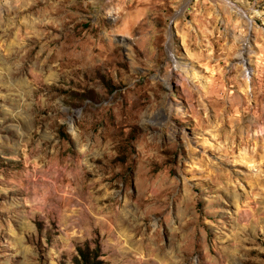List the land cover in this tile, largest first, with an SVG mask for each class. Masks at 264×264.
I'll return each mask as SVG.
<instances>
[{
	"label": "rangeland",
	"instance_id": "374dc122",
	"mask_svg": "<svg viewBox=\"0 0 264 264\" xmlns=\"http://www.w3.org/2000/svg\"><path fill=\"white\" fill-rule=\"evenodd\" d=\"M85 246L264 264V0H0V264Z\"/></svg>",
	"mask_w": 264,
	"mask_h": 264
},
{
	"label": "trees",
	"instance_id": "16d2710c",
	"mask_svg": "<svg viewBox=\"0 0 264 264\" xmlns=\"http://www.w3.org/2000/svg\"><path fill=\"white\" fill-rule=\"evenodd\" d=\"M92 250L88 246L78 248V257L75 258V264H98L92 256Z\"/></svg>",
	"mask_w": 264,
	"mask_h": 264
},
{
	"label": "bare ground",
	"instance_id": "6f19581e",
	"mask_svg": "<svg viewBox=\"0 0 264 264\" xmlns=\"http://www.w3.org/2000/svg\"><path fill=\"white\" fill-rule=\"evenodd\" d=\"M222 176H226V174L219 173V174L217 175L218 178H219V177H222ZM162 254H163V253H162ZM163 256H166V254H165V255L163 254ZM157 258L160 259L159 255L157 256ZM160 260H161V259H160ZM160 260H159V261H160ZM163 260H164V259H163Z\"/></svg>",
	"mask_w": 264,
	"mask_h": 264
}]
</instances>
